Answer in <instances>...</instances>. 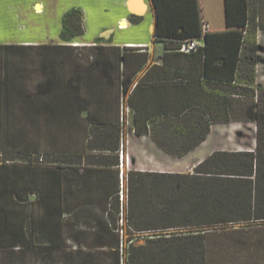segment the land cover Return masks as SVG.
<instances>
[{
	"label": "trees",
	"instance_id": "trees-1",
	"mask_svg": "<svg viewBox=\"0 0 264 264\" xmlns=\"http://www.w3.org/2000/svg\"><path fill=\"white\" fill-rule=\"evenodd\" d=\"M259 1L152 0L156 40L173 44L170 47L179 51L184 44L197 42L196 48L185 53L200 52L207 76L226 81L229 92L249 99L247 117L257 123V146L254 151L217 150L198 163L193 173L135 171L126 211L120 201L121 169L114 183L109 176V168L120 167L126 117L122 94L115 106L93 103L89 97L75 102L81 79L76 85L75 74H79L75 73L74 51L82 50L83 59L91 61L83 80L94 75V67L111 79L114 63L97 57L95 45H32L37 52L31 55L14 54L9 51L13 45H0V177L10 165L28 170L31 176L20 181L25 186L17 185L18 204L30 210L18 223V232L24 233L18 240L36 243L28 249L59 248L68 241L69 229L75 240L82 242L81 237L87 235L80 226L82 217H93L84 215L80 207L98 200L108 208L100 218L97 236L101 247L115 250L117 264H121L124 250L127 264H209V241L223 235V228L264 221V87H256L257 65L263 60ZM84 17L82 7H72L64 14L63 41L85 34ZM131 18L134 22L141 19ZM66 51H71L68 66L59 60ZM108 110H117L116 120L108 118ZM209 126V122L200 121L182 131L185 135L198 131L197 141H201ZM13 127L16 135L9 134ZM87 132L88 139L84 137ZM33 134H46V143L57 149L46 151V160L45 153L28 142ZM63 136L70 137L68 142L74 140L73 145H59ZM83 144L82 150L70 149ZM187 152L176 149L173 154ZM36 153L40 161L34 160ZM58 156L61 159H49ZM1 184L2 197L8 184ZM66 196H78L79 201ZM38 211H44L42 218ZM121 219L129 228L126 241ZM139 239L145 242L137 245ZM1 250L0 257L7 258L8 249Z\"/></svg>",
	"mask_w": 264,
	"mask_h": 264
},
{
	"label": "crops",
	"instance_id": "crops-1",
	"mask_svg": "<svg viewBox=\"0 0 264 264\" xmlns=\"http://www.w3.org/2000/svg\"><path fill=\"white\" fill-rule=\"evenodd\" d=\"M139 2L138 11L132 0H85L71 4L62 0H0V45H13L9 51L19 55L36 53L37 48L32 45H95L97 57L114 63L111 79L99 67H94L91 68L94 75L83 80L81 76L84 72L89 74L87 63L91 61L83 59L82 50L74 51L75 73L79 74H75L76 85L77 79H81L80 95L77 88L75 102L89 97L93 103L115 106L121 93L126 105H132L124 110L131 125L127 132L128 127L124 128L120 167L108 169L113 183L117 181V170L126 169L128 158L138 161L142 171L193 172L198 163L217 150L254 151L258 128L247 117L249 99L229 92L226 81L207 76L205 59L200 52L185 53L170 47L173 44L157 41L153 2ZM259 3L264 24V0ZM37 5L42 6V11L37 10ZM72 7L83 8L86 32L66 42L61 38L63 16ZM132 15L141 19L134 22ZM124 20L128 22L127 27H122ZM66 52L60 54L59 60L68 66L72 61L71 51ZM259 52L263 60L257 65L256 87H264V28L259 30ZM114 112L106 115L116 120ZM200 121L210 123L204 140L197 141L198 131L189 135L182 131L199 125ZM8 130H13L9 134L16 135L15 127ZM139 143L141 147L136 151ZM190 143L195 146L191 148ZM176 149L188 152L177 156L173 154ZM28 172L10 165L7 174L0 177V183L8 184L0 196V254L1 249H8V256L0 257V264H26L27 260L18 258L17 254L36 245L29 242V246L28 242L18 240V235L22 239L24 234L18 232V223H22L30 210L18 204L17 185L25 186L20 181L31 178ZM36 214L42 218L44 211Z\"/></svg>",
	"mask_w": 264,
	"mask_h": 264
},
{
	"label": "rangeland",
	"instance_id": "rangeland-1",
	"mask_svg": "<svg viewBox=\"0 0 264 264\" xmlns=\"http://www.w3.org/2000/svg\"><path fill=\"white\" fill-rule=\"evenodd\" d=\"M84 1L85 0H62V3L64 2H67V4H71L75 2L83 3ZM132 5L138 11L141 8L139 0H132ZM37 10L42 11V6L37 5ZM127 25L128 22L124 20L122 22V27H127ZM2 62L3 60H0V64ZM127 122L128 119L125 117V119L123 120V125L124 128L128 127L127 130H125V132L129 130V127L131 125ZM88 136H89L88 132L85 133L84 137L86 139H88ZM46 139H47L46 134H41V135L33 134L31 136H28V142L37 145V147L40 148L41 152L45 153L44 156L45 160L47 159L46 151L57 150L50 143L48 142L46 143ZM67 139L70 140V137L63 136L61 138L59 145L66 144L69 141V140L67 141ZM73 143L74 140L73 142L72 141L68 142L70 146L73 145ZM83 146L84 144L81 147L73 146L70 147V149L73 151L82 150ZM139 147H141L140 143L135 146L136 151H138ZM59 150L62 149L60 148ZM38 153L34 154L35 161H40L38 157H35V155H38ZM49 159L59 160L61 159V157L60 156H58V158L51 157ZM121 159L122 156L120 155V161ZM125 168H126L125 170H122V168H120L121 169L120 201H121V206L122 207L124 206L126 211V207L129 199V193L132 188L131 185L133 184V181L131 180L132 173L138 170L139 171L142 170H140V168L138 167V161L137 163L133 162V158H131L130 160L129 158L127 159V165ZM193 172H187L186 170H183V172L181 173H193ZM77 200L79 201V199ZM88 202L89 205L85 204V206L83 205L80 208L83 210L84 215L91 216L93 217V219L92 218L90 219L89 217H82L83 223L80 226L83 231L87 232V235H83L81 237L80 241L82 242L78 243L77 242L78 240L76 241L73 236L74 232L68 229L67 232L68 241L63 247L51 249L48 248V246L46 245L44 246L46 248L25 249V250H21V252L17 254V257L20 259L24 258V260H27L26 264H117V255L115 250L110 248V246L101 247L102 245L100 244L101 239L98 238L97 236L98 234H100V229H99L101 224L100 218L103 219V215L104 213H106L108 204L105 203L103 206L101 201L98 200L95 201L93 200ZM112 209L114 212H116V206L112 205ZM120 227H123L125 230L124 240L126 241L128 236L126 234V231L127 229H129L126 225V221H123L121 219ZM221 231H223V235L217 236L209 241V245H208L209 264H264V221L263 220H257L253 222L240 223V224L237 223L230 224L227 225L225 228H223ZM142 234L144 233L142 232ZM71 235L73 236V238L70 237ZM144 242L145 241L143 239H139L135 243L138 245ZM124 246H126V242ZM6 254L8 256V252H6ZM121 264H127L125 250L121 258Z\"/></svg>",
	"mask_w": 264,
	"mask_h": 264
},
{
	"label": "built area",
	"instance_id": "built-area-1",
	"mask_svg": "<svg viewBox=\"0 0 264 264\" xmlns=\"http://www.w3.org/2000/svg\"><path fill=\"white\" fill-rule=\"evenodd\" d=\"M198 45L197 42H191L189 44H184L182 47H181V50L184 51V52H190L191 50H193L194 48H196Z\"/></svg>",
	"mask_w": 264,
	"mask_h": 264
}]
</instances>
